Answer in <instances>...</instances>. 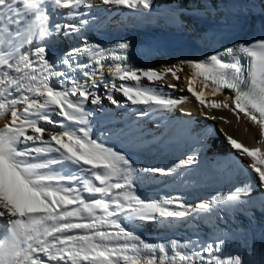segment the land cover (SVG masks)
<instances>
[{
	"label": "snow or ice",
	"instance_id": "obj_1",
	"mask_svg": "<svg viewBox=\"0 0 264 264\" xmlns=\"http://www.w3.org/2000/svg\"><path fill=\"white\" fill-rule=\"evenodd\" d=\"M172 2L176 8L170 10L177 11L182 21L195 20L196 13L208 8L207 0ZM100 3L134 11L152 7V0ZM94 6L89 0H0V118L8 117L0 127V264H253L239 253L219 255L216 242L192 243L191 248V242L175 239L156 243L128 226L136 221L185 218L208 212L217 203L240 202L242 193L252 191L256 177L257 186L264 187V150L226 137L232 149L252 161L243 187L226 196L198 205L172 198H141L135 191L131 160L93 137L85 104H101L96 77L107 68L120 81L105 85L106 99L112 104H120L112 95L119 92L137 106L139 115L170 111L181 101L165 97L152 85L167 73L178 80L175 66L164 72L134 70L123 63L126 56L97 44L73 48L52 59L45 47L35 43L51 35V10L60 11L69 21L55 24L52 31L71 38L89 23L80 18L79 10L90 12ZM259 17L264 29V0H260ZM116 48L123 51L129 45L121 42ZM83 56L88 62H80ZM185 63L191 69L187 91L195 100L204 108L231 111L238 122L243 114L258 127V143L264 144V35ZM57 64L64 66L62 71ZM81 76L91 83H81ZM142 79L148 85L141 84ZM197 80L211 92L196 90ZM224 90L231 93L225 100L207 99ZM57 126L60 131H55ZM192 162L188 156L171 169L145 171L170 175ZM258 264H264V252Z\"/></svg>",
	"mask_w": 264,
	"mask_h": 264
},
{
	"label": "bare ground",
	"instance_id": "obj_2",
	"mask_svg": "<svg viewBox=\"0 0 264 264\" xmlns=\"http://www.w3.org/2000/svg\"><path fill=\"white\" fill-rule=\"evenodd\" d=\"M236 1L207 0V10L196 13L198 18L195 20L183 19L182 21L179 18L178 12L175 14L167 12L169 8H176V4L172 0H152L150 10L155 9L161 13L169 14L170 19L172 15L174 25L189 27L190 24H199L206 17L222 13ZM257 1L259 3L258 12L260 13V0ZM89 2L95 6L91 8L90 12L86 8L79 10L82 13L80 18L87 19L89 23L78 35L65 38L63 35L52 31V27L55 24H63L69 21L60 11L51 10L49 15V30L51 35L43 40H37L35 43L45 47L48 54H50L61 46H68L77 43V41L84 42L91 38H106L123 26H127L122 16L127 8L103 5L100 3V0H89ZM259 13L257 14L258 16ZM167 24L170 23L168 22ZM185 62L184 59L171 55H147L140 59L123 62L134 70L153 69L159 72H164L165 69L175 66L174 70L177 71L178 80L174 79L170 73H167L162 80L152 85L161 91L165 97L181 101L170 111L146 112L144 115H139L137 106H133L127 102L119 92H113L112 95L120 104H112L106 99L105 85L113 80L117 84L120 81L110 76L107 68L104 69L102 74H97L96 77V81L99 84L96 92L102 98L101 104L92 105L90 101L85 104L93 129V137L115 151L126 155L131 160L135 169L133 173L135 191L145 200L153 199L148 198L146 190L159 185L166 178L165 175L146 172L145 169L153 167L171 169L175 163L182 159L186 160L188 156L197 159L203 151L205 152V156L208 157L211 155L225 156L229 159L231 167L236 164L235 168L243 170L242 163L248 162L251 159L246 156H240L236 150L232 149L228 144L227 136H232L247 147H260L264 150V144L258 143L260 139L258 127L252 125L243 117V114H240L241 119L238 122L237 117L231 111L223 108H204L195 100V97L187 91L191 69ZM181 68L183 69L182 71L180 70ZM79 80L81 83H91L90 80L82 76ZM140 83L148 85L146 79H142ZM169 84H175L176 87L169 88ZM194 87L196 90L203 89L206 93L211 92V88H205L204 84L199 80L194 84ZM226 97L228 96L222 93L215 97L208 95L207 99L223 101ZM228 103L231 104L230 99ZM221 117L225 119H221ZM53 118L59 119V117ZM7 120V116L0 118V127ZM199 125L212 126L210 133L207 136H202L192 141L181 140L188 130L194 129ZM46 127L52 129L54 126L46 125ZM55 131H60V128L58 126L55 127ZM238 180H241L240 176ZM83 195L91 199L87 193H83ZM172 199L181 201L187 205L191 204L190 201H184L179 197H173ZM176 222H179L177 218H169L164 221L158 219L155 222L136 221L130 224L125 221L130 228L166 226L167 224Z\"/></svg>",
	"mask_w": 264,
	"mask_h": 264
}]
</instances>
